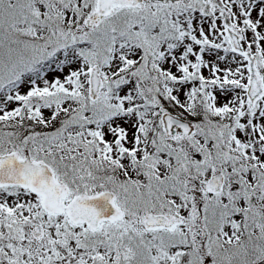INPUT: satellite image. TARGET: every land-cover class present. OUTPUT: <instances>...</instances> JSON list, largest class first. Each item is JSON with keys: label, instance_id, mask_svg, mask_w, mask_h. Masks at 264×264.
Segmentation results:
<instances>
[{"label": "snow or ice", "instance_id": "6c2138e0", "mask_svg": "<svg viewBox=\"0 0 264 264\" xmlns=\"http://www.w3.org/2000/svg\"><path fill=\"white\" fill-rule=\"evenodd\" d=\"M0 264H264V0H0Z\"/></svg>", "mask_w": 264, "mask_h": 264}]
</instances>
